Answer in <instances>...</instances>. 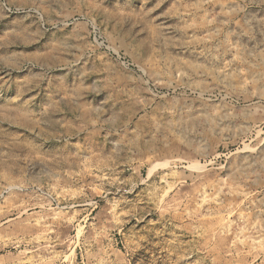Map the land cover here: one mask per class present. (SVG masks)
Returning <instances> with one entry per match:
<instances>
[{
    "label": "rangeland",
    "instance_id": "374dc122",
    "mask_svg": "<svg viewBox=\"0 0 264 264\" xmlns=\"http://www.w3.org/2000/svg\"><path fill=\"white\" fill-rule=\"evenodd\" d=\"M0 264H264V0H0Z\"/></svg>",
    "mask_w": 264,
    "mask_h": 264
}]
</instances>
